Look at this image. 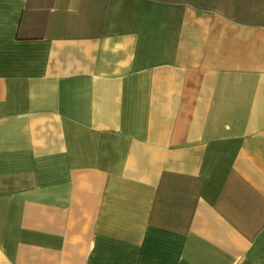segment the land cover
Instances as JSON below:
<instances>
[{
	"label": "crops",
	"instance_id": "0c3cea01",
	"mask_svg": "<svg viewBox=\"0 0 264 264\" xmlns=\"http://www.w3.org/2000/svg\"><path fill=\"white\" fill-rule=\"evenodd\" d=\"M0 264H264V0H0Z\"/></svg>",
	"mask_w": 264,
	"mask_h": 264
}]
</instances>
